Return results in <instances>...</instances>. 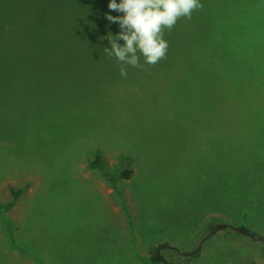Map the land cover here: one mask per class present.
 <instances>
[{"label":"rangeland","instance_id":"1","mask_svg":"<svg viewBox=\"0 0 264 264\" xmlns=\"http://www.w3.org/2000/svg\"><path fill=\"white\" fill-rule=\"evenodd\" d=\"M109 2L0 0V264H264V0H200L126 78Z\"/></svg>","mask_w":264,"mask_h":264},{"label":"clouds","instance_id":"2","mask_svg":"<svg viewBox=\"0 0 264 264\" xmlns=\"http://www.w3.org/2000/svg\"><path fill=\"white\" fill-rule=\"evenodd\" d=\"M202 7L200 0H110L108 8L122 15L105 14L106 19L118 23L120 31L108 34L110 47L103 50L118 61L123 78L128 75V66H155L167 57L165 32H171L181 19H191L193 12ZM119 40L124 44H119Z\"/></svg>","mask_w":264,"mask_h":264},{"label":"crops","instance_id":"3","mask_svg":"<svg viewBox=\"0 0 264 264\" xmlns=\"http://www.w3.org/2000/svg\"><path fill=\"white\" fill-rule=\"evenodd\" d=\"M3 134V133H1ZM2 137V136H1ZM86 170L84 173L88 176L91 177L92 181L94 182L95 185H97L98 188H102L105 195H106V192L108 195H110L111 193L114 192V189L112 187V185H108L109 183L107 182V179L103 176H106L107 175V171L103 168H92V169H84ZM17 204L21 202V198H18L17 197ZM118 204L120 206V201H118ZM19 205V204H18ZM109 207L110 209L112 210H115V208L112 207V204L109 203ZM16 239H18V235L16 237ZM112 239V238H111ZM114 249V245L113 244H106V243H103L101 245V249H102V252L105 250V249Z\"/></svg>","mask_w":264,"mask_h":264},{"label":"trees","instance_id":"4","mask_svg":"<svg viewBox=\"0 0 264 264\" xmlns=\"http://www.w3.org/2000/svg\"><path fill=\"white\" fill-rule=\"evenodd\" d=\"M0 127H3V129L0 130V133H4V131L8 132V130L11 131V128H5L4 126H2V123H0ZM122 174L124 176H128L130 174V171H124ZM10 205H11V203L0 204V209L1 208L7 209V208L10 207ZM237 230H239L240 232H242L244 234H249V235L252 234L251 230L248 227L244 226V225H239L237 227ZM162 246H166V244L162 243V244L157 245L155 251H153V256H152V259H151L153 264H159L161 262V256L157 253V249H159ZM262 255L264 257V246H263Z\"/></svg>","mask_w":264,"mask_h":264},{"label":"water","instance_id":"5","mask_svg":"<svg viewBox=\"0 0 264 264\" xmlns=\"http://www.w3.org/2000/svg\"><path fill=\"white\" fill-rule=\"evenodd\" d=\"M229 224H225V223H220L216 226V228L214 229V231L218 230L219 228L223 227V226H228ZM252 236L256 237L257 235L252 234Z\"/></svg>","mask_w":264,"mask_h":264}]
</instances>
